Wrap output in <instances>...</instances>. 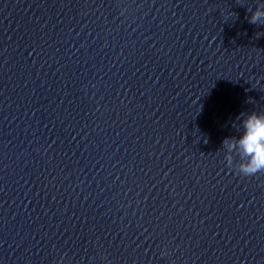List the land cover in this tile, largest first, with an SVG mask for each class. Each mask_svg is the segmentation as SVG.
Returning a JSON list of instances; mask_svg holds the SVG:
<instances>
[{"label":"clouds","instance_id":"obj_1","mask_svg":"<svg viewBox=\"0 0 264 264\" xmlns=\"http://www.w3.org/2000/svg\"><path fill=\"white\" fill-rule=\"evenodd\" d=\"M251 13L249 23L264 25V4ZM234 123L238 136L227 137L222 141L224 159L227 166H234V158L239 157L235 170L242 176L250 177L264 172V112L241 113Z\"/></svg>","mask_w":264,"mask_h":264}]
</instances>
